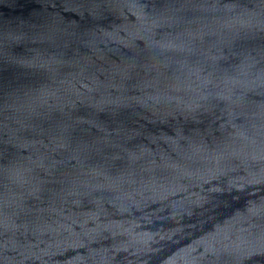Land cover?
Here are the masks:
<instances>
[{
  "label": "water",
  "instance_id": "obj_1",
  "mask_svg": "<svg viewBox=\"0 0 264 264\" xmlns=\"http://www.w3.org/2000/svg\"><path fill=\"white\" fill-rule=\"evenodd\" d=\"M0 264H264V0H0Z\"/></svg>",
  "mask_w": 264,
  "mask_h": 264
}]
</instances>
